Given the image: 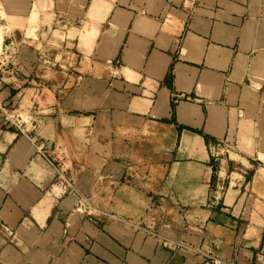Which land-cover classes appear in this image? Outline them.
Returning <instances> with one entry per match:
<instances>
[{"label": "crops", "instance_id": "crops-1", "mask_svg": "<svg viewBox=\"0 0 264 264\" xmlns=\"http://www.w3.org/2000/svg\"><path fill=\"white\" fill-rule=\"evenodd\" d=\"M0 26L26 120L0 111V264H264V0H0Z\"/></svg>", "mask_w": 264, "mask_h": 264}, {"label": "built area", "instance_id": "built-area-1", "mask_svg": "<svg viewBox=\"0 0 264 264\" xmlns=\"http://www.w3.org/2000/svg\"><path fill=\"white\" fill-rule=\"evenodd\" d=\"M15 48L8 43L2 41L0 46V90L3 84L4 75L7 71L15 68L17 64L18 54ZM0 111L2 112L5 120L15 127L26 131L24 125L26 120L23 119V115L17 105L3 101L0 98ZM83 197V196H82ZM85 199V198H84ZM85 208H92V204L88 199H85ZM229 260L219 254H209L203 264H228Z\"/></svg>", "mask_w": 264, "mask_h": 264}, {"label": "rangeland", "instance_id": "rangeland-1", "mask_svg": "<svg viewBox=\"0 0 264 264\" xmlns=\"http://www.w3.org/2000/svg\"><path fill=\"white\" fill-rule=\"evenodd\" d=\"M2 40H3V30H2V27L0 26V41H1L0 46H1ZM6 43H8V42H6ZM10 45L12 46V44H10ZM21 110H25V109H21ZM29 119H31V118H29Z\"/></svg>", "mask_w": 264, "mask_h": 264}, {"label": "bare ground", "instance_id": "bare-ground-1", "mask_svg": "<svg viewBox=\"0 0 264 264\" xmlns=\"http://www.w3.org/2000/svg\"><path fill=\"white\" fill-rule=\"evenodd\" d=\"M1 42V41H0ZM24 117V116H23ZM22 120V119H21Z\"/></svg>", "mask_w": 264, "mask_h": 264}]
</instances>
